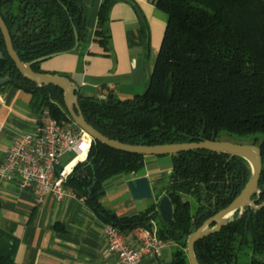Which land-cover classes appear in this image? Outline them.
I'll return each instance as SVG.
<instances>
[{
    "label": "trees",
    "instance_id": "16d2710c",
    "mask_svg": "<svg viewBox=\"0 0 264 264\" xmlns=\"http://www.w3.org/2000/svg\"><path fill=\"white\" fill-rule=\"evenodd\" d=\"M115 1L104 0L98 14L95 40L106 52L111 49L108 23ZM152 1L169 20L146 91L130 99L80 94L87 123L110 139L134 146L224 141V135L260 142L263 172L254 199L263 204L264 0ZM0 14L25 63L78 51L77 34L80 46L88 39L83 0H0ZM0 52V77L11 78L5 86L34 94L40 112L49 108L59 122H73L61 88H38L18 71L1 29ZM33 70L44 73L41 63ZM170 156V178L156 188V203L137 215L119 216L101 197L110 179L143 176L148 156L94 141L88 160L77 166L68 186L104 223L124 233L157 221L162 242L176 245L170 264H191L189 236L234 202L252 171L236 155L190 150ZM165 195L174 205L172 226L160 216L159 201ZM195 250L200 264H264V206L236 212L233 222L201 239ZM246 250L247 263L241 262ZM1 264L13 263L3 258Z\"/></svg>",
    "mask_w": 264,
    "mask_h": 264
},
{
    "label": "crops",
    "instance_id": "0c3cea01",
    "mask_svg": "<svg viewBox=\"0 0 264 264\" xmlns=\"http://www.w3.org/2000/svg\"><path fill=\"white\" fill-rule=\"evenodd\" d=\"M83 1L89 28L87 42L74 53L42 62L41 69L70 76L80 87V94L88 97L106 99L112 94L130 99L143 94L156 66L168 14L152 0H116L108 23L111 49L106 52L95 40L104 0ZM40 113L34 94L0 87V164L20 133L37 131ZM165 157L146 159L144 175L150 179L154 198L134 199L128 187L132 176L119 175L105 184L101 197L105 206L119 216H132L155 204L156 188L167 182L173 170L171 156ZM105 226L80 197L57 201L46 196L38 205L33 187H21L17 179L0 176V264L3 258L13 264H115L116 256L108 251ZM126 234L137 245L132 231ZM164 255L162 251L159 257L148 256L145 263H169L172 257L166 260Z\"/></svg>",
    "mask_w": 264,
    "mask_h": 264
},
{
    "label": "built area",
    "instance_id": "2783aa9c",
    "mask_svg": "<svg viewBox=\"0 0 264 264\" xmlns=\"http://www.w3.org/2000/svg\"><path fill=\"white\" fill-rule=\"evenodd\" d=\"M93 144V137L74 121L59 122L49 108H44L37 131L20 133L7 151L6 160L0 164V176L17 179L21 187H33L38 205L46 196L57 201L78 199L68 181L77 166L88 160ZM69 152L74 157L63 165L61 158ZM132 233L137 245L119 228L106 224L108 251L116 256L115 264H146L148 256H161L163 242L157 221L137 227Z\"/></svg>",
    "mask_w": 264,
    "mask_h": 264
},
{
    "label": "water",
    "instance_id": "95a60500",
    "mask_svg": "<svg viewBox=\"0 0 264 264\" xmlns=\"http://www.w3.org/2000/svg\"><path fill=\"white\" fill-rule=\"evenodd\" d=\"M0 29L6 42V48L9 56L14 61L16 68L22 76L35 83L38 88L48 85H54L64 91V102L71 119L77 126L88 132L94 141L106 144L114 149L141 154L145 156H170L190 150H208L224 154L236 155L244 158L251 166V177L242 193L234 200V202L220 211L214 217L210 218L199 229L195 230L188 239V256L191 264H200L196 255V244L204 237L220 231L223 227L235 220L236 212H242L245 207L261 208L257 204L254 196L260 193L259 184L263 172V154L260 146L256 144H240L222 140H205L194 143L182 144H161V145H129L117 140H113L103 135L97 129L89 125L83 115L80 107V87L70 77L59 73H39L33 70V65L42 63L52 57H44L33 62L25 63L21 60L16 52L11 33L0 14ZM80 47V39L77 34L76 48ZM4 58V54L0 52V60ZM11 82V78L0 77V87ZM128 187L132 197L136 200H147L154 198V191L147 176H139L128 181ZM94 187L90 188V198L93 197ZM160 216L164 223L169 226L174 221V205L168 195H165L159 201ZM166 264H170L166 263Z\"/></svg>",
    "mask_w": 264,
    "mask_h": 264
},
{
    "label": "rangeland",
    "instance_id": "374dc122",
    "mask_svg": "<svg viewBox=\"0 0 264 264\" xmlns=\"http://www.w3.org/2000/svg\"><path fill=\"white\" fill-rule=\"evenodd\" d=\"M224 141H230V142H235V143H240V144H256L257 146H260V142H255L253 139H240L237 137H227V135H224L221 137ZM74 157V154L72 152L66 153L65 155L62 156L61 160L63 165H66L72 158ZM165 158H168L166 156ZM175 250L173 247L172 243L170 242H163L162 245V251L165 253L164 259L169 260L172 256L171 253ZM250 260V256L248 255V250H246L242 255H241V262H248Z\"/></svg>",
    "mask_w": 264,
    "mask_h": 264
}]
</instances>
